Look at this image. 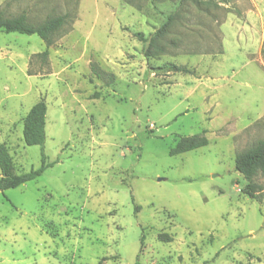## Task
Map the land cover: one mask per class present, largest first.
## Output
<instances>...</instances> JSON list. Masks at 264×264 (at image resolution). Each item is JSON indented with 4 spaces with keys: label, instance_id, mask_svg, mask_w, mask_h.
Wrapping results in <instances>:
<instances>
[{
    "label": "rangeland",
    "instance_id": "374dc122",
    "mask_svg": "<svg viewBox=\"0 0 264 264\" xmlns=\"http://www.w3.org/2000/svg\"><path fill=\"white\" fill-rule=\"evenodd\" d=\"M66 10L48 47L0 30V144L14 174L52 164L0 191V264H264V178L234 167L264 139V0H0L33 24ZM174 12L146 59L133 34ZM39 101L45 140L27 146Z\"/></svg>",
    "mask_w": 264,
    "mask_h": 264
},
{
    "label": "trees",
    "instance_id": "16d2710c",
    "mask_svg": "<svg viewBox=\"0 0 264 264\" xmlns=\"http://www.w3.org/2000/svg\"><path fill=\"white\" fill-rule=\"evenodd\" d=\"M73 12V10H72ZM71 10H66L63 14L47 19L41 24H33L28 21L25 15L17 17H5L0 13V30L4 33H18L22 35H36L48 47L53 43V36L60 31V29L68 23L73 16ZM178 19L177 14L170 13L165 22L157 28L152 34L144 36L140 32H136L133 36L145 46L142 54L146 59L153 58L164 53L162 45L164 38L169 32L170 27ZM264 55V51H263ZM45 58L47 51L41 53ZM157 70L164 69V73H183L192 74L186 67L177 66L171 63H165L161 67L155 68ZM103 73H96L98 78L102 77ZM112 79L111 76H109ZM46 105L43 101L34 104L23 121L22 138L24 144L27 146H42L45 140V119H46ZM206 131L203 130L200 134L188 137H181L176 142L175 146L170 149L169 154L179 155L190 152L207 145L205 138ZM46 157L42 151V163L38 169H31L27 173L14 174L11 158L3 144H0V191L8 189H15L27 182L38 178L44 170L51 166L50 163H45ZM235 170L240 173L246 182H251L258 174L264 178V139L257 142L255 146L237 155L234 161ZM244 193L249 197L255 196V190L250 185L244 189ZM137 209V207L135 208ZM163 242H169L171 239L167 235H160ZM140 241H143V235Z\"/></svg>",
    "mask_w": 264,
    "mask_h": 264
},
{
    "label": "water",
    "instance_id": "95a60500",
    "mask_svg": "<svg viewBox=\"0 0 264 264\" xmlns=\"http://www.w3.org/2000/svg\"><path fill=\"white\" fill-rule=\"evenodd\" d=\"M158 180L160 181L161 179L159 178Z\"/></svg>",
    "mask_w": 264,
    "mask_h": 264
}]
</instances>
